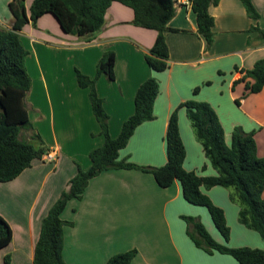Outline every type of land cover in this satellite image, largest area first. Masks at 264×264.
Masks as SVG:
<instances>
[{
	"label": "crops",
	"instance_id": "0c3cea01",
	"mask_svg": "<svg viewBox=\"0 0 264 264\" xmlns=\"http://www.w3.org/2000/svg\"><path fill=\"white\" fill-rule=\"evenodd\" d=\"M11 2L0 0V30L12 29ZM176 2L169 27L178 32L165 34L170 59L164 72L152 71L145 60L158 33L134 25V11L118 2L108 9L103 29L86 37L66 34L52 14L42 16L36 26L24 27L20 36L29 52L26 67L32 78L26 107L34 130L26 131L20 140L42 145L57 156L53 163L35 160L15 180L0 182V216L13 232L12 242L0 250V264H7V259L9 264H34L44 218L69 189L78 168H91V152L105 143L90 90L79 86L76 73L97 78L105 53L116 55L115 79L100 75L96 90L104 101L112 138L119 137L124 123L134 115L140 86L150 78L160 85L154 119L136 129L120 160L139 167H164L167 130L177 111L186 150L185 170L199 177H216L218 172L183 106L189 101L206 102L216 110L228 145L236 128L252 133L258 156L264 158V88L252 94L246 83L253 81H240L264 59V41L252 30H264V0H252L259 20L248 16L240 0H221L212 6L215 26L210 48L198 32L192 0ZM33 3L26 0L28 15ZM36 134L41 142L34 139ZM202 192L224 211L230 228L228 241L206 208L184 198L180 182L162 188L152 174L137 169L103 172L89 182L82 199L71 200L61 215L70 223L64 228V261L107 264L114 255L136 250L132 264H240L230 255L208 253L196 246L185 218L200 221L219 244L264 250L260 234L240 223V206L232 200V190L203 187Z\"/></svg>",
	"mask_w": 264,
	"mask_h": 264
},
{
	"label": "trees",
	"instance_id": "16d2710c",
	"mask_svg": "<svg viewBox=\"0 0 264 264\" xmlns=\"http://www.w3.org/2000/svg\"><path fill=\"white\" fill-rule=\"evenodd\" d=\"M177 0H34L30 15L26 11V0H12L10 12L13 17L11 30H0V182L7 183L18 178L40 160L47 150L20 140L22 131L34 130L26 107V97L32 87V79L27 71L29 55L20 33L28 24L36 26L38 20L52 14L66 34L79 38L100 32L105 25V17L113 3H121L134 11L133 24L158 33L153 48L145 60L154 72H164L169 68L170 51L166 32H178L169 27L176 15ZM221 0H192V8L197 16L198 32L204 37L207 47L214 43L215 19L210 13L212 6ZM247 14L259 20L260 14L252 0H240ZM264 41V30L253 28ZM116 55L105 53L98 63V76L105 74L115 79ZM81 88L90 90L93 112L100 124L105 143L91 152V168H78L77 175L70 181L69 189L50 209L44 218L41 234L35 248L34 264H66L63 258L64 228L70 223L62 220V213L68 203L81 200L89 182L110 170L137 169L154 176L158 185L168 188L180 182L184 198L192 205L206 208L224 238L230 239L224 211L218 208L202 192V188L223 187L232 190V200L240 206V223L260 234L264 241V158L258 156L257 144L252 133L236 128L232 143H226L225 131L216 110L206 102L189 101L186 107L188 117L202 144L206 157L218 172L216 177H199L184 168L186 150L180 136L178 112L175 111L169 122L166 143L168 162L161 168L139 167L120 160V152L125 149L136 129L154 119V103L160 93V85L155 78L144 82L137 91L135 113L123 125L121 134L114 139L110 135L109 117L104 101L96 90L97 78L91 79L77 71ZM246 83L249 93H259L264 88V59L245 72L240 80ZM197 88L194 93L199 92ZM239 103V102H238ZM34 139L41 142L38 134ZM191 226L190 237L196 246L208 253L218 252L232 256L240 264H264V250L251 248H230L214 240L204 225L193 218H185ZM13 239V232L7 221L0 216V250ZM138 252L132 250L114 255L107 264H132ZM9 264V259L6 260Z\"/></svg>",
	"mask_w": 264,
	"mask_h": 264
},
{
	"label": "built area",
	"instance_id": "2783aa9c",
	"mask_svg": "<svg viewBox=\"0 0 264 264\" xmlns=\"http://www.w3.org/2000/svg\"><path fill=\"white\" fill-rule=\"evenodd\" d=\"M56 153L55 152H47V154H45L43 156V159L46 161V162H49V163H53L56 161Z\"/></svg>",
	"mask_w": 264,
	"mask_h": 264
},
{
	"label": "rangeland",
	"instance_id": "374dc122",
	"mask_svg": "<svg viewBox=\"0 0 264 264\" xmlns=\"http://www.w3.org/2000/svg\"><path fill=\"white\" fill-rule=\"evenodd\" d=\"M31 77V76H30ZM32 79V78H31ZM26 134V131L24 130V131H22V133H21V139H23L24 140V138H22V136H24Z\"/></svg>",
	"mask_w": 264,
	"mask_h": 264
}]
</instances>
